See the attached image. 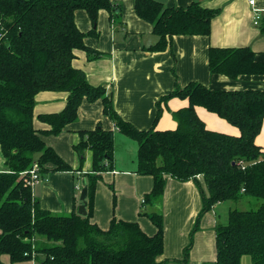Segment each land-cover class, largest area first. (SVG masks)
<instances>
[{"label": "trees", "instance_id": "1", "mask_svg": "<svg viewBox=\"0 0 264 264\" xmlns=\"http://www.w3.org/2000/svg\"><path fill=\"white\" fill-rule=\"evenodd\" d=\"M83 9L92 23L84 33L75 24V11ZM115 20L118 13L111 0H0V264L7 255L11 264L37 260L38 264H164L163 218L159 208L143 212L155 226L147 234L136 221L113 217L107 228L92 217L93 192L100 174L112 170L114 133L97 124L79 131L73 146L83 159L91 151V169L86 173L87 215L41 209L28 183L34 161L41 177L50 170H71L44 135H57L76 121L83 101L101 100L103 114L120 132L134 139L136 172L149 175L153 184L144 204L161 202L167 177L193 180L201 194L197 223L219 202L245 204L228 210V221L216 232V258L204 264H240L249 255L250 264H264V150L256 143L264 121V89L211 88L198 81L174 88L157 101V112L148 129H139L113 108L102 85L87 81L82 69L72 65L74 49L88 59L103 53L85 45L86 35H95L99 10ZM134 11L153 26L157 41L148 50L163 51L174 35L210 34L211 19L218 9L192 1L186 6L167 7L157 0H134ZM264 34V17L259 23ZM209 72L229 78L264 74V62L255 59L248 46L208 48ZM174 73V72H173ZM175 74V73H174ZM43 90L68 93L59 112L37 117L48 129L33 126L35 95ZM172 97L187 99L188 105L172 113L176 127L158 129L161 102ZM201 106L239 130L232 135L210 129L198 116ZM51 165V168L47 167ZM197 176H202L205 190ZM197 223L193 231L197 228ZM192 244L183 249L186 260Z\"/></svg>", "mask_w": 264, "mask_h": 264}, {"label": "crops", "instance_id": "2", "mask_svg": "<svg viewBox=\"0 0 264 264\" xmlns=\"http://www.w3.org/2000/svg\"><path fill=\"white\" fill-rule=\"evenodd\" d=\"M111 1L115 4L118 17L111 20L106 10H99L96 34L84 37L86 46L103 55L88 59L84 50L74 49L72 65L84 71L90 84L104 86L111 96L115 111L135 127L148 129L152 126L157 101L174 88L175 81L181 86L198 81L211 88L264 89V74L240 75L233 79L222 74H211L207 64L210 46H248L255 52V59L264 62V34L259 28L264 17V0H254V5L248 0H157L167 7L186 6L198 1L204 7L218 9L211 19L208 36L174 35L171 44L163 51L148 50L157 41V36L153 26L135 13L134 0ZM256 15L259 16L258 23H255ZM75 24L84 33L92 29V23L83 9L75 11ZM67 95L65 91L38 92L33 107V126L36 129H48L49 125L37 116L61 111ZM187 105L188 100L179 97L161 102L163 111L156 128H175L176 121L172 113ZM195 109L208 128L239 134L235 126L215 113L201 106ZM97 124L113 130L114 162L112 170L102 172L95 185L91 220L103 229L108 227L113 217L136 221L150 235L156 228L141 213L159 208L163 218V253L160 259H165L164 264H204L214 261L215 228L225 224L227 207H222L223 202L215 204L210 211L200 216L197 223L202 205L198 186L193 180L181 182L171 177H167L161 202L153 206L144 204V195L150 191L153 179L136 172L138 143L120 132L103 114L101 100L91 103L83 101L78 108L76 121L68 124L57 135L43 136L46 144L71 166V170H50L32 186L33 196L40 208L56 214L77 212L85 175L91 169V151L85 150L81 159L73 146L80 139L79 131L92 129ZM255 141L264 150V121ZM47 167L51 168V165ZM3 168L4 159L0 152V169ZM197 179L205 190L202 176H197ZM219 212H223V215ZM196 223L197 228L193 231ZM191 231L192 244L184 261L183 249L189 243ZM1 260L4 264H11L7 255L1 256ZM13 264H38V261Z\"/></svg>", "mask_w": 264, "mask_h": 264}, {"label": "built area", "instance_id": "3", "mask_svg": "<svg viewBox=\"0 0 264 264\" xmlns=\"http://www.w3.org/2000/svg\"><path fill=\"white\" fill-rule=\"evenodd\" d=\"M248 2L251 5H254V0H248ZM258 18L259 16L256 15L255 16V23H258ZM29 173V178H28V183L33 186L34 184H36L40 179H41V175L39 173V165L36 161L33 162L31 168L28 171Z\"/></svg>", "mask_w": 264, "mask_h": 264}, {"label": "water", "instance_id": "4", "mask_svg": "<svg viewBox=\"0 0 264 264\" xmlns=\"http://www.w3.org/2000/svg\"><path fill=\"white\" fill-rule=\"evenodd\" d=\"M87 191H88V187L87 184L85 183L80 191V195H79V204L77 207V214L81 215V216H86L87 215Z\"/></svg>", "mask_w": 264, "mask_h": 264}, {"label": "rangeland", "instance_id": "5", "mask_svg": "<svg viewBox=\"0 0 264 264\" xmlns=\"http://www.w3.org/2000/svg\"><path fill=\"white\" fill-rule=\"evenodd\" d=\"M221 205H222V207H227L228 210H229L228 205L230 207L237 206L239 208H243V206L244 207L246 206L245 204H242V203L240 204V202H237V203L223 202ZM219 214H221V216H222L223 212L222 213L219 212ZM227 221H228V212L226 210V214L224 213V223H227ZM250 263H251V261H250L249 255H242L241 260H240V264H250Z\"/></svg>", "mask_w": 264, "mask_h": 264}]
</instances>
